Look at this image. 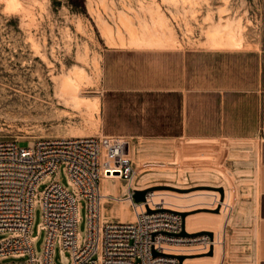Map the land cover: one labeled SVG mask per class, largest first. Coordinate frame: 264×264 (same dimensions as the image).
Returning <instances> with one entry per match:
<instances>
[{"label":"rangeland","instance_id":"rangeland-1","mask_svg":"<svg viewBox=\"0 0 264 264\" xmlns=\"http://www.w3.org/2000/svg\"><path fill=\"white\" fill-rule=\"evenodd\" d=\"M262 1L0 0V141L14 140L22 147H29L33 145L29 143L41 138L112 137L109 132L115 133L119 124L116 120L108 123L104 120L102 95L107 77L112 74L114 80L116 77V49L238 47L249 33L259 30ZM238 24L241 26L237 27ZM226 25L238 30L237 44L226 43L227 37L219 39L218 28ZM67 77L77 92L71 93L78 94V99L60 88ZM141 123H135L137 128L142 127ZM164 124L163 121L146 122L145 130L142 128L146 133L144 138H123L129 141L137 172L133 182L134 203L142 209L150 192L165 193L181 184L197 192L205 189V185H224L225 177L234 178L238 182L236 201L248 207L250 216L226 228L234 257L224 264H255L251 230L255 225L259 193V165L254 154L248 151L251 147L235 138L167 137ZM54 177L71 190L64 170ZM100 184L102 188L103 182ZM44 190L42 185L39 191ZM139 191L145 193V198L137 202L135 197ZM113 206V202L105 205L108 210ZM210 212L199 209L183 214L181 230L163 217L174 229L159 234L189 236L185 232L187 217L219 218V210ZM236 213L234 210L231 214ZM42 217V207L38 205L32 228L33 237H37L34 243L37 257L42 256L47 237L40 231ZM80 217L78 232L84 239L88 233L86 201L81 202ZM206 222L198 225L199 230L212 226ZM198 226L191 231H198ZM205 233L214 242L213 232L193 235ZM5 237L0 235V242ZM184 247L195 252L203 250L193 245ZM156 253L155 256H163L159 250ZM65 256L71 258L69 252ZM212 257L213 253L195 258L207 261ZM28 258L9 257L2 264L21 263ZM171 258H178L184 264L187 257L174 254ZM54 264H63L59 247L54 251Z\"/></svg>","mask_w":264,"mask_h":264},{"label":"built area","instance_id":"built-area-1","mask_svg":"<svg viewBox=\"0 0 264 264\" xmlns=\"http://www.w3.org/2000/svg\"><path fill=\"white\" fill-rule=\"evenodd\" d=\"M29 147L14 140L0 141V264L9 258L28 260L13 264H54L59 247L63 264H170L155 256V239L174 229L158 212H144L134 203L137 172L127 140L94 136L41 138ZM71 190L56 177L60 170ZM119 175L128 186L124 196L134 204V222L102 220L100 182ZM44 185L45 190L40 192ZM86 201L88 233L78 232L81 202ZM40 205L47 234L41 257L34 252V211ZM69 252L71 258L65 254Z\"/></svg>","mask_w":264,"mask_h":264},{"label":"crops","instance_id":"crops-1","mask_svg":"<svg viewBox=\"0 0 264 264\" xmlns=\"http://www.w3.org/2000/svg\"><path fill=\"white\" fill-rule=\"evenodd\" d=\"M261 9L259 30L238 47L116 49V77H107L102 95L104 120L119 124L112 137L144 138L146 122L163 121L167 137L235 138L251 147L259 165L255 264H264V0Z\"/></svg>","mask_w":264,"mask_h":264},{"label":"bare ground","instance_id":"bare-ground-1","mask_svg":"<svg viewBox=\"0 0 264 264\" xmlns=\"http://www.w3.org/2000/svg\"><path fill=\"white\" fill-rule=\"evenodd\" d=\"M229 25L218 28V31H221L219 39L225 40L227 37L226 43L229 45H235L237 44V39L235 37L237 29L234 30V27H230ZM239 25L240 24H238L237 27ZM224 30L226 31L224 32ZM61 87L68 93L75 91L70 83L69 77L63 80V83L60 85V88ZM75 94L71 93V96L78 99V94L74 96ZM97 112L99 111L97 110ZM102 182V220L118 217L122 222H134L136 220V216L130 209L132 201L124 197L128 193L127 184L121 180L119 175L106 177L102 180ZM204 187L205 189L192 192L190 190L193 187L181 184L179 186H172L171 188L174 190H168V192L165 193L158 191L150 192L147 194V201L142 204V210L144 212H158V215L170 219L179 230L184 227L185 217L183 214L199 209L211 211L210 214H213L212 212L216 210H219L220 212V214H218L219 218H213L211 215L210 218L208 217L205 219H191L190 216L187 217L185 232L189 236H169V234H159L156 237V250H159L163 255L160 257L167 260L170 264H182L183 262L178 258H171L174 254L186 256L187 258L185 259L184 264H224L229 258L234 257V254L230 249V241L227 237L226 228L229 225H237L241 223L243 219L247 220L250 216V210L246 205L240 206L236 201L238 182L234 178L225 177L224 185L219 187L210 185H205ZM218 188H221V190H218ZM222 188L224 189V193L222 192ZM112 202L114 203V206L111 210H108L105 205ZM198 205L199 207H197ZM234 210H237V213L235 216H232L231 213ZM205 221L209 222L212 226L210 228L207 226L204 229L199 230L201 227L198 225L202 223L204 224ZM207 222L206 224H208ZM195 226L199 227L198 231H191ZM217 228L218 230H216ZM196 232H213L215 234L214 242H212L209 234L205 233L194 236L193 234H196ZM186 245L198 246L203 250L202 252H195L193 250V252L191 249H186L184 247ZM210 253L214 254L212 260L199 261L201 260L200 258H195L201 254ZM204 258L207 259V257Z\"/></svg>","mask_w":264,"mask_h":264},{"label":"water","instance_id":"water-1","mask_svg":"<svg viewBox=\"0 0 264 264\" xmlns=\"http://www.w3.org/2000/svg\"><path fill=\"white\" fill-rule=\"evenodd\" d=\"M145 198V193L144 192H141L139 191L135 197V199L137 200V202L139 201H143ZM158 253L155 252V255H157Z\"/></svg>","mask_w":264,"mask_h":264}]
</instances>
